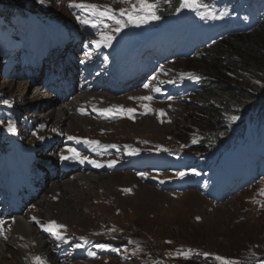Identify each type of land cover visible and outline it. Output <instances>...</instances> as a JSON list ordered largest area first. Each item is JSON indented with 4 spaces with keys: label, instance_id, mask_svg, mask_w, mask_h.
Instances as JSON below:
<instances>
[{
    "label": "rangeland",
    "instance_id": "374dc122",
    "mask_svg": "<svg viewBox=\"0 0 264 264\" xmlns=\"http://www.w3.org/2000/svg\"><path fill=\"white\" fill-rule=\"evenodd\" d=\"M10 3L30 10L38 24L51 21L43 23L44 33L32 36L36 40L31 43L43 37L29 71L21 50L28 40H11L13 52L6 56L0 52V203L12 202L10 191L27 198L22 191L27 183L34 184L37 192L27 210L42 213L52 201L54 215L45 216L38 225L52 221L63 225L57 230L63 240L47 231L42 234L61 264H223L217 256L239 262L264 254V177L240 193L216 199V192L187 188L193 176L180 175V165L198 158L194 146L215 130L213 123L220 126L217 133L226 131L225 124L231 126L224 138L231 142L236 130L233 117H241L217 98L211 103L219 111L211 118L200 107L206 102L197 94L171 96L166 90L223 79V75L241 80L247 75L227 69L223 61L224 56L235 58L236 51L217 44L165 64L164 58L159 59L162 62L149 58L144 47L160 48L164 43L162 23L150 19L136 26L127 14L120 15L121 10L138 7L137 0H0V6ZM73 4L111 9L123 27ZM78 16L96 22L97 27L81 24ZM106 36L112 37L110 46L102 39ZM58 90L68 96L66 102L57 97ZM146 96L152 99H141ZM60 107L79 121L72 134L63 133L55 123L58 111L54 119L45 118L50 108ZM104 109L113 112L103 115ZM113 144L125 149L127 158L110 161L87 151ZM70 148L102 166L81 163L79 158L62 160L61 156L72 155ZM181 153L186 157H180ZM51 156L65 172L87 165L67 179L62 169L58 175L65 180L63 191L56 195L47 183L57 179L49 174ZM225 159L228 174L241 166L232 155ZM67 204L73 209L66 215ZM7 216L0 220V229L6 231L12 226V217ZM77 237L86 240L79 250L82 254L90 250L95 254L90 261L69 251V243ZM29 241L32 258L26 256L25 261L15 256L13 264H37L36 257L43 261L38 244ZM112 247L120 251L119 256L97 253Z\"/></svg>",
    "mask_w": 264,
    "mask_h": 264
},
{
    "label": "trees",
    "instance_id": "16d2710c",
    "mask_svg": "<svg viewBox=\"0 0 264 264\" xmlns=\"http://www.w3.org/2000/svg\"><path fill=\"white\" fill-rule=\"evenodd\" d=\"M149 1L160 17V31L165 38L160 48L156 45L153 49L144 47V53L149 54V58H164L165 63L173 52H177L175 56L186 52L192 42L196 49L220 44L223 49L236 51L235 58L226 59L224 56L223 61L229 66L226 68L231 71L238 69L248 76L238 80L223 75V79H213L207 83L199 81V90L197 87L172 88L173 94L193 92L197 98L205 100L206 105L200 107L211 114V118L219 111L211 103L217 98L223 99L224 106L241 117L231 123L236 128L231 142L224 139L231 126L225 124L223 128L226 131L217 133L220 126L213 123L211 127L215 130L194 146L199 151L198 158L193 162L186 160L185 170L182 171L186 176H193V181H184L188 182L187 188L216 192L213 195L216 199L224 198L225 193H240L255 185L258 177H264V0H188L191 7H183L185 0ZM197 5H207V8ZM46 22L36 23L30 10L21 6L2 4L0 52L5 56L6 52H13L11 40H28L21 50L29 71L32 57L37 55V46H42L37 42L43 36L35 43L31 42L36 40L37 32L44 33L41 28ZM33 34H36L34 38ZM48 35L52 34H46V37ZM46 53L41 52V55L45 56ZM227 155L241 162L233 174L227 173ZM248 258L235 264H264V254L250 255Z\"/></svg>",
    "mask_w": 264,
    "mask_h": 264
},
{
    "label": "bare ground",
    "instance_id": "6f19581e",
    "mask_svg": "<svg viewBox=\"0 0 264 264\" xmlns=\"http://www.w3.org/2000/svg\"><path fill=\"white\" fill-rule=\"evenodd\" d=\"M57 97L61 98L60 101H65V102L69 99L68 96L63 97V91L61 90L57 91ZM56 111H58V115L55 118V123L58 124V126L60 127L63 133L72 134L74 131V127H76L79 121L74 120V118H72L70 111L67 110V108L65 107L63 108L60 107L59 109L50 108L49 113L45 115V118L46 119L50 118V120L54 119V113ZM79 143L83 144L82 141H80ZM75 147L79 148L80 146H75ZM124 150L125 149L123 150L120 149L119 145L116 146L115 144H113V145H108V146L101 147V148L98 147L97 149H94L93 155L100 154V156L107 157L110 161H113V159H118V158L125 159L126 156L124 155ZM88 160H95V159L92 158ZM88 160H85V161H88ZM98 161H100V159H98ZM74 165H77V164H74ZM90 165H94V164L90 163ZM84 166H87V165L79 166L77 170H71V171L65 172L66 169H63V165L61 163L60 164L57 163L56 158L54 156H51L49 174L51 176L53 175L57 176V179L55 181L53 182L47 181V183H49L52 186V189H53L52 192L56 195L58 191H63L61 188L62 187L61 182H64L65 180L61 179V176L58 175L59 172L62 171V169L64 170V174H66L64 175L66 176L65 179H67V176L75 174L77 173V171L78 172L84 171L83 170ZM34 186H35L34 184L29 185V183H27V185L24 188H22V191L26 195L27 198H18L12 191H10L9 193H7V195L13 199L12 202L10 204L0 203V220H1V217H5L6 214H8L7 217H10V216L12 217L11 228H9L8 231L0 229V264H13L15 262L14 260L15 256H18L19 260L21 259L23 260L24 257L26 256H29L30 258H32L33 250L30 246V241H29L30 239L38 244V250L41 252L44 264H61V262L59 261V257L57 255L56 256L53 255V253L49 250L47 241L43 238L42 234L45 231L43 230V228H41L40 230L38 229L39 227H41V225L35 224L33 226L32 224L34 221L33 217L41 221L43 218H45V216L54 215L55 208H54L53 202L50 201L49 203H47L45 208L43 207L42 213H35V212H31L26 209V205L30 202V200L34 199L35 196L37 195V192L35 191ZM72 209H73L72 205L67 204V206L63 208V214L67 215L68 213L71 212ZM3 224H6V223H3ZM42 225L44 224L42 223ZM3 226L7 227V225H3ZM5 237L7 238L5 239ZM69 244H72L69 251L76 252L74 254L78 256L79 258H82V260L90 261V258L95 255L91 252V250L89 252L85 251V253L82 254V251H79L81 249L79 250L77 249L79 245L84 244V240L80 239L79 237L74 238L73 241L70 242ZM96 244L97 242H94L93 249H96ZM13 250H16V251L14 252ZM106 250L108 249L97 251V253L107 254L108 257H111V258H115V256L120 255V253L116 249L109 250V251H106Z\"/></svg>",
    "mask_w": 264,
    "mask_h": 264
},
{
    "label": "snow or ice",
    "instance_id": "6c2138e0",
    "mask_svg": "<svg viewBox=\"0 0 264 264\" xmlns=\"http://www.w3.org/2000/svg\"><path fill=\"white\" fill-rule=\"evenodd\" d=\"M123 2H129V0H123ZM41 3H43V0H41ZM137 4L138 7L136 5H133L131 11L129 12L128 10H121L120 15L124 16V15H128V19L131 23L135 24L136 26H139L140 23H144L147 22L150 19H155L158 20L160 17L156 15L155 11H154V5L150 4L148 2V0H137ZM72 7H79L81 9H84L85 11L89 12L91 15L97 16V17H107L108 19H112L115 20V22L120 25L121 27H123V24H121V21L115 18V15L112 14V10L111 9H104L103 11L100 10V8L96 5H85V4H73L71 5ZM204 7L207 8V5H197V7ZM183 7H191V5L188 3V0H185ZM137 13H139V15H137ZM213 18L215 19L216 17L213 16ZM77 19L79 20V22L81 24H91L92 27H97V23L94 21H89L85 18H81V17H77ZM119 30V29H118ZM103 40H105L107 42V45L110 46V42L112 40L111 36H106V37H102ZM99 46V45H98ZM189 78H195V79H199L198 77H189ZM141 99L144 100H151L152 97L151 96H146V97H142ZM127 111L131 112L133 111L132 109H128ZM113 112V109H104L102 110L103 115H109L110 113ZM161 115H163V113H161ZM233 119H238V117H233ZM70 140L75 139L74 137H69ZM79 142V141H77ZM85 143L88 144H96L98 145L99 142L97 141H84ZM69 153H72V155L68 156H61L62 160H69V159H73V158H79L81 163H84L85 160H88L87 157H80V154L78 152H76L75 149H68ZM89 163H93L96 167H101L102 165L92 161V160H88ZM114 162L110 163L109 166H112ZM181 176L184 175V173H180ZM33 220L37 223V224H41L40 220H38L37 218L33 217ZM41 227L43 228L44 231L49 232L50 234L56 236L57 239L63 240L64 237L59 233V231H57L58 229L63 228V225H58L56 224L55 221L50 222L47 225H41ZM7 237H5L6 239ZM217 260H221L223 262V264H235L234 261H229V260H225L222 257L217 256L216 257ZM37 264H44V262L41 260L40 257H36L35 258Z\"/></svg>",
    "mask_w": 264,
    "mask_h": 264
}]
</instances>
